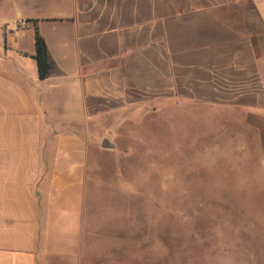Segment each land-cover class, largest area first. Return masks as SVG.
Here are the masks:
<instances>
[{"label": "crops", "instance_id": "1", "mask_svg": "<svg viewBox=\"0 0 264 264\" xmlns=\"http://www.w3.org/2000/svg\"><path fill=\"white\" fill-rule=\"evenodd\" d=\"M239 4L243 30L218 12ZM261 34L264 0H0V264L115 262L96 251L120 240L90 229L87 185L96 136L132 115L234 112L264 138Z\"/></svg>", "mask_w": 264, "mask_h": 264}, {"label": "rangeland", "instance_id": "2", "mask_svg": "<svg viewBox=\"0 0 264 264\" xmlns=\"http://www.w3.org/2000/svg\"><path fill=\"white\" fill-rule=\"evenodd\" d=\"M243 11L218 12L243 30ZM256 46L263 55L264 34ZM233 115L166 104L111 137L101 130L86 215L97 238L120 243L98 253L112 264H264V138Z\"/></svg>", "mask_w": 264, "mask_h": 264}, {"label": "trees", "instance_id": "3", "mask_svg": "<svg viewBox=\"0 0 264 264\" xmlns=\"http://www.w3.org/2000/svg\"><path fill=\"white\" fill-rule=\"evenodd\" d=\"M36 53L35 58L38 63L39 76L46 78L52 73L53 65L49 58L48 47L44 37L40 34L38 27H36Z\"/></svg>", "mask_w": 264, "mask_h": 264}]
</instances>
